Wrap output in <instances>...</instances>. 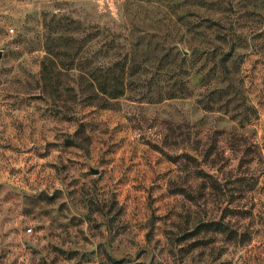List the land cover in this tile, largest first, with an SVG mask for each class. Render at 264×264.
Segmentation results:
<instances>
[{"label": "rangeland", "instance_id": "374dc122", "mask_svg": "<svg viewBox=\"0 0 264 264\" xmlns=\"http://www.w3.org/2000/svg\"><path fill=\"white\" fill-rule=\"evenodd\" d=\"M0 264H264V0H0Z\"/></svg>", "mask_w": 264, "mask_h": 264}]
</instances>
